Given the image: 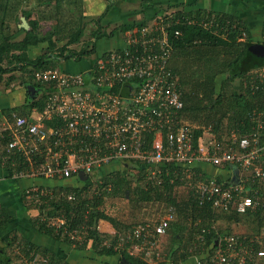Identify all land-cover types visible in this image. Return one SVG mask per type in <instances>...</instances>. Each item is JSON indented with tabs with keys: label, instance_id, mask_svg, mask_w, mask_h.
<instances>
[{
	"label": "built area",
	"instance_id": "1",
	"mask_svg": "<svg viewBox=\"0 0 264 264\" xmlns=\"http://www.w3.org/2000/svg\"><path fill=\"white\" fill-rule=\"evenodd\" d=\"M185 20L193 21L184 14L169 12L130 27L120 32L117 45L95 55L93 63L81 71L53 66L35 69L32 81L43 89L38 95L45 97L43 109L35 107L28 116L14 113L12 121L0 131L7 141L4 161L14 155L11 159L15 164L27 165L13 176L73 181L75 186L86 180L81 178L85 175L93 184L98 183L93 190L101 195L113 187L104 184L109 174L100 173L109 165L118 164L120 170L128 172L133 164L140 168L146 190L151 181L159 187L162 175L170 176L173 182L177 169L173 175L164 169L176 165L190 179L189 185L197 189V197L214 210L246 213L259 204L260 199L250 195L247 185L254 179L264 181V104L251 112L254 125L245 136L234 133L227 143L211 139L208 145L203 144L202 136L195 138V127L183 117L179 76L171 68L174 39L182 35L181 29L172 28ZM263 75L259 72L260 77ZM199 164L231 165L234 176L239 172V177L231 183L215 179L196 182L193 176H201ZM247 171H253V175L244 176ZM53 190L50 186H33L26 192L29 199L39 202L54 196ZM75 197L71 193L68 198ZM175 211L176 207L170 206L159 220L135 226L133 235L123 237L116 248L136 239L127 250L135 255L132 247L147 256L157 239L167 233ZM42 219L57 229L64 228L63 233L74 243L85 240V226L82 230L69 228L64 215ZM210 228L217 229L215 224ZM210 228L201 230V243L205 244ZM259 242L247 235L225 232L219 235L215 247L193 252L188 259L193 264H248L256 258L264 259V249L255 247ZM47 260L35 254L30 264H47Z\"/></svg>",
	"mask_w": 264,
	"mask_h": 264
},
{
	"label": "trees",
	"instance_id": "2",
	"mask_svg": "<svg viewBox=\"0 0 264 264\" xmlns=\"http://www.w3.org/2000/svg\"><path fill=\"white\" fill-rule=\"evenodd\" d=\"M114 1L116 0L109 2L105 12L100 16L89 19L90 22L97 24V27L92 31L89 46L74 49L69 46L80 42L87 33L84 26V18L86 17L83 14L79 16L83 22L80 20L78 22L74 20L67 21L66 25H59L58 29L42 33L40 31L41 18H34L33 10L29 9L24 13L30 25L29 29L22 27L17 28L15 30L17 32H7L10 27L7 24L9 18L11 15L18 13L23 0H0V77L6 75L8 82H10L16 78L15 72L17 71L29 73V78L25 77L24 81H22L23 83H21L26 89V102L19 110V113L15 112L16 114L28 116L33 108L43 109L44 107L45 97L38 96L42 88L40 84L32 81V74L35 69L52 66V59L55 55L60 59L79 60L83 56L91 55L96 51L97 41L107 36L103 19ZM54 2L55 7L58 9H61L64 4V0H40V4ZM179 7L174 8L172 11L178 15L184 14L193 20L192 22L185 20L172 28V30L176 28L182 30V35L174 39L175 48L171 60V68L179 76L183 89V117L199 123V128L194 129L195 138L203 135L204 128H209L216 134L218 142L222 144L225 136L230 135L232 137L234 133L240 136L247 135L254 125L251 121V112L257 107L261 108L264 104V75L260 77V69H257V67L264 65V56H256L250 51V47L254 43L264 45V40L255 41V35L252 33L251 28L240 17L205 10L187 12L185 8ZM148 19L121 24L118 27L119 30L112 29L110 35L112 36L135 25L143 24ZM18 32H25L23 38L17 39ZM262 35L264 36V22ZM54 36H56L55 40H66L57 49V53L54 52L51 44L48 43ZM91 42L93 44H90ZM30 46L43 47L44 49L40 55L31 58L27 53ZM5 62L6 65H4ZM224 74H226L224 79L218 84L217 77ZM251 79L256 82L253 83ZM28 85H32L37 89L36 95L31 98V93L27 90ZM12 115L11 120L6 121H12ZM5 150L6 147L0 152V164L5 166L10 175H14L16 171L21 169H26L27 165L25 163L20 162L18 165L12 161L11 158H14V155L4 161ZM205 166L215 168L218 172H207L204 169ZM132 167L137 179L128 180L129 173L125 174L127 171L125 168L118 171L120 173L115 179L110 178V176L106 178L104 181L105 185L113 184L111 194L103 191L101 195L92 194L91 197H88L89 188L92 185L89 177L75 186L59 187L58 190L62 192L61 194L58 191L52 197H43V200H47L48 203H42L40 213L45 207L50 206L47 217L64 215L71 229L77 227V229L82 230V226H85L84 229L87 232L85 240L81 244L74 243L64 234V228H55L39 215L30 219L32 225L41 234L48 235L57 241V250L33 243L30 237L22 235L23 231L10 228L12 215L6 211L4 206L0 205V264H21V257L24 259L22 264H30L34 260L35 254H39L41 258L47 257V264H83L82 261L86 260L93 261L96 264L95 260L97 259L99 262L102 261L103 264H119L122 257H126V259L136 264H152L144 259L143 256L145 254L143 252L140 253L142 255L140 257L130 254L127 250L131 244L134 245L136 243V239L134 241L126 240L124 242L126 245L120 248H116V245L119 244L123 237L126 239L128 234H132L135 226L140 224L138 223L134 227L129 228L131 223L127 221L128 219L121 217L123 210L133 207L132 203L136 205L142 199H153V197L165 200L169 204L168 207H176L175 218L167 229V233L168 231L171 233L169 234L171 238L168 243L170 246L169 255L167 254L164 261H159L156 264H180L181 261H189L188 258L192 256L193 252H189L188 247L191 245L188 244L192 242L195 245L193 249L196 250V253L215 247L217 238L223 232H219L218 228L215 230L210 227L221 219L228 225L231 223L237 225L242 223V221L263 225L264 186L258 179L251 180L247 186L251 189L250 195L260 199L259 204H255L246 213H240L236 210L223 212L218 209L214 210L208 202H202L197 197L199 194L197 189L193 187L188 197L180 198L178 196L179 185L181 187V184L185 183L187 178L183 176L176 165H167L164 169L165 172L172 171V175L177 169V175H174L176 179L173 182H171L170 176L162 175L161 185L156 187L151 181L147 190L139 187L134 190L131 188V183L134 179L138 180L143 177L140 168H137L134 164ZM197 171L201 173V176H193V180L196 182L202 179H215L231 183L239 177V172H236L234 176L231 165L199 164ZM243 175L252 176L253 171H247ZM43 179L40 178V180ZM56 184L62 185V181H58ZM51 188L54 189V186H51ZM71 193L76 195L75 199L68 198ZM59 195L61 196L60 198ZM113 196H116V198L112 199L109 206L108 203ZM187 212L191 213L189 215L190 218L197 224L194 226V233L191 235L190 242L184 245L178 234H181L185 227L179 223L178 215H187ZM100 221L112 224L117 230L111 234L100 230L98 227ZM227 227L230 228V226ZM203 228L211 229L210 232L205 233V244L201 243L198 238ZM237 234L251 237L250 233L249 235L248 233ZM255 247L257 250L262 248L260 243H256ZM64 248L68 249V253H66L67 251L65 252ZM11 250H14L15 258L17 259L9 255ZM79 250L85 251H83L82 258L80 259L78 256L74 257L75 259L71 258L73 257L72 254ZM77 254L79 252L75 253V255ZM248 264L254 263L249 262Z\"/></svg>",
	"mask_w": 264,
	"mask_h": 264
},
{
	"label": "crops",
	"instance_id": "3",
	"mask_svg": "<svg viewBox=\"0 0 264 264\" xmlns=\"http://www.w3.org/2000/svg\"><path fill=\"white\" fill-rule=\"evenodd\" d=\"M33 1H37L38 3H40V0H33ZM109 2H111V0H109ZM119 2L120 3L122 2L121 3L122 5L120 6L122 12L120 11V14L118 15L120 19L119 23L121 24H129L134 21H141L143 19L145 20L149 18L147 20L148 22L149 20H152L154 16L157 17L160 14H165V13L168 14L169 12H173L172 10L174 8L180 6L179 8L182 9L185 8L187 12L205 10V11H213L219 14L222 13V14L234 15L236 17H240V19H242L251 28L253 34H254L253 29L255 28L261 29L260 34H262L263 31L264 0H119ZM84 4L86 8L85 9L86 15L87 13H89L91 14V16L94 15L95 17H98L99 15H95L93 12L101 11L102 14L103 13L102 11L107 7L106 5L108 4V0H84ZM23 11L25 12L26 10ZM23 16H25V14H23ZM33 17L35 18V16ZM17 22H18L17 27L12 29L8 21L7 24H9L10 26L8 30H11L13 32L14 30H17V28H22L21 27L22 22L21 24L19 23V20ZM40 25H42L41 20H40ZM40 27H41L40 30L42 31L43 28L42 26ZM45 32L47 31L45 30ZM45 32L42 31V33ZM23 34L25 35V32H21V33L18 32L17 39L23 38L21 37L24 36ZM43 49H44L43 47L30 46L29 49L27 50V53L31 58H34L40 55L43 52ZM4 65H6V62L4 63ZM71 67L75 68L74 65ZM75 69L76 70L74 69L71 70L81 71V68L78 69L75 68ZM23 72L21 71L15 72L16 78L10 82H8V78L6 75L0 77V112L1 113L6 112L5 119L0 125V131L4 126V124L7 122L6 120H11V115L13 113L15 112L19 113V110H21L23 104L26 102V89L21 84L23 83L22 81H24L25 76L23 75L24 76L23 77L22 75H20L18 77V74ZM17 83H20L19 86L20 88L18 91L14 89ZM5 140L6 139H4L2 136V132H0V152H2L3 148L6 147ZM204 169L210 173H215L216 171L215 168H211L210 166H205ZM118 171H120L119 165L112 164L106 168H103L100 171V173L110 174ZM34 179L36 178H32V180ZM27 180L30 179L16 178L13 175H10L9 171L5 168V166L0 164V205L4 206L6 211L10 215H12V220L10 221V228L12 230L18 229V231H23L22 235L28 238L30 237V240L33 243L42 246H47L52 250H57L58 242L50 238L48 235L41 234L32 225L30 219L32 217L38 216L39 213H37L36 210H33L35 213H31V209H29V207L26 204V200L29 198L26 191L27 189L33 186L53 187L57 185L56 182L58 181H52L51 184H48V182L46 181L48 179H43L46 182L37 185L33 182L31 184H27L26 183ZM19 181L24 182V184L21 185V188L18 187ZM137 203L138 204L135 205L136 209H133L131 213H128L129 216L125 215V217H123V219H128L127 221L131 223V226L129 228L134 227L138 223H144L146 221L153 222L159 220V218L166 213L167 208L169 206V204H167V202L161 198L160 200L142 199ZM129 208L130 207L124 209L122 213H124V211H126ZM135 211L138 213L136 214ZM190 214H191L190 212H187V215L184 216L190 217L189 216ZM179 223L182 224V221H180ZM109 225L111 226V230L108 229L105 232H108L110 234L115 233V231L117 230L115 226H113L112 224ZM64 249L65 252L68 250V249L66 250V248ZM83 251L84 250L77 251L79 252V254H77L76 257L78 256L81 259ZM66 253H68V251ZM185 264H193V262L190 261L189 259V261L185 262Z\"/></svg>",
	"mask_w": 264,
	"mask_h": 264
},
{
	"label": "rangeland",
	"instance_id": "4",
	"mask_svg": "<svg viewBox=\"0 0 264 264\" xmlns=\"http://www.w3.org/2000/svg\"><path fill=\"white\" fill-rule=\"evenodd\" d=\"M118 1V2H117ZM122 3V2H121ZM119 2V0H116L112 3V5L109 7L108 11H107V14L104 16V29L107 30V36L101 38L100 40L97 41V44H96V51L94 53H92L91 55H88V56H83L81 59L79 60H74V59H69V60H66L65 58L64 59H60L58 58L57 55H55V57H53L52 61L53 63L51 64L53 67H59V68H62L64 70H71V69H74L76 70L75 68H81V70H83L84 68L87 67V65L89 66V64H92L93 61H94V56L99 54V53H102L104 51H107L108 49L112 48L113 46L117 45L118 42H117V39L120 38V32L117 33V34H114V35H110V31L112 29H117L119 30V25H121L120 22V19L118 17V15L120 14V11L122 12V9H121V4ZM78 4V5H77ZM108 4H109V0H108ZM108 4L106 6H108ZM29 9H32L33 10V13L35 17H39L41 18V24L40 26H42L43 28V32L48 31V30H52L53 28L55 29H58L59 25H66V22L67 21H81V18L79 17L81 14L84 15V20H85V24L84 26L86 27V35L84 36V38L78 42L77 44H73V45H70L69 47H72L74 49H81V48H86L89 46V40L91 39L92 37V31L95 29V27H97V24L96 23H92L89 21V19L91 18H95V16H91V14L87 13L86 15V11H85V4H84V0H64V4L62 5L61 9H58L57 7H55V2L54 3H45V4H40L38 3L37 1H33V0H23L22 4L20 5V8L18 10V13L16 15H12L10 16L9 18V24L11 25L12 29L16 28L17 27V24H18V20H19V23L21 24V16H23V14L25 13L23 10H29ZM59 10V11H58ZM106 8L102 11V12H105ZM95 15H101V11L100 12H93ZM80 18V19H79ZM11 19V20H10ZM90 22V23H89ZM88 23V24H87ZM119 23V24H118ZM68 25V24H67ZM68 28V26H66ZM41 28V27H40ZM260 28L257 29H253L254 31V34H255V41H262L264 40V36L262 34H260ZM12 32L11 30H7V32ZM15 31V30H14ZM41 31V30H40ZM41 31V32H42ZM116 33V32H115ZM24 35V34H23ZM23 37V36H21ZM56 36L53 37V39L51 41H49L48 43L51 44V47L54 49V52L57 53L56 51H58L57 49L59 47H61L65 42L66 40L64 41H58V40H55ZM90 44H93L92 42ZM75 66L74 67H71V66ZM257 69L259 70L260 69V72H263L264 73V65H261L259 68L257 67ZM256 69V70H257ZM72 70V71H74ZM24 73V72H23ZM20 73L18 74V77L20 75H24L26 78H29L28 74L29 73ZM226 74L220 76V77H217V81H218V84H220L221 80L224 79ZM228 75V74H227ZM21 76V77H22ZM23 76V77H24ZM237 84H238V81H237ZM20 86V83H17L14 87V89H16V91L19 90V87ZM5 116H6V113H1L0 112V125L2 124V122L4 121L5 119ZM187 122H189L193 127H195L196 129L199 128V123L197 121H191L189 120L188 118L186 119ZM203 135H202V138L203 139V144L204 145H208L210 143V140L211 139H214L216 142H218V139L216 137V134H214L209 128H204L203 129ZM237 134V133H236ZM231 136H225V139H224V143H227L229 140H230ZM223 143V144H224ZM121 170H124V169H121ZM128 170L126 171L125 174H127ZM120 173V172H119ZM118 172H113V173H110L109 176L113 175V177L110 176V178L112 179H115L118 175H119ZM129 173V176L127 177L128 180H131L132 178H136L135 176V171L134 170H131L128 172ZM98 174V173H97ZM121 175V174H120ZM124 175V174H123ZM122 175V176H123ZM99 177V174L96 176V178ZM131 183V188L134 190L135 188H144V183L146 184V182L144 181V179H138V180H135ZM48 182V184H51L52 180L49 181V180H46ZM45 180H40V179H30V180H27V184H31L32 182L35 183V184H42V183H45L46 182ZM136 181V182H135ZM189 182H190V179H186V182L181 184V187L179 185V188H178V196L180 198L184 197V196H187L189 195L190 191L193 189L190 185H189ZM263 186H264V181H260ZM25 183V184H26ZM24 182L22 181H19L18 182V187L21 188V185H23ZM63 186H70L72 185V181H64L62 182ZM46 187V186H45ZM59 187H62L60 185L58 186H54V192H58V189ZM98 187V183L96 182V184H93L91 185V187L89 188V194H88V197H91L92 194H95L94 192V188H97ZM113 188V187H112ZM113 190V189H112ZM112 191H109V193L111 194ZM61 196L59 195V198ZM116 196H113V198L110 199L109 201V206L111 205V201L112 199H115ZM154 199H157V200H160L158 198H155L153 197V200ZM109 200V199H108ZM43 202H46L48 203V201L46 200H42V201H39L37 202L36 199H27L26 200V204L27 206L31 209V213H35L33 210H36L37 213H40L41 212V209H40V206L42 205ZM133 207H130L129 209H127L126 211H124V213H121V217H125V215H128V213H131L133 209H136L135 208V204L132 203ZM50 206L48 207H45L43 210H42V213L39 214L40 217H47V213L48 211L50 210ZM136 212V211H135ZM217 212H220V211H217ZM138 212H136L137 214ZM221 213V212H220ZM223 213V212H222ZM177 218V216H176ZM178 219H179V222L182 221V224L184 225L183 227V230L181 231V234L179 235L178 234V237H181L182 239V243L184 245L187 244V242H190V239H191V235L194 233V226H196L197 222L195 223L192 218L190 217H187V216H184V215H178ZM110 223H107L106 221H100L98 223L99 225V229L102 230V231H106L108 229L111 230V226L109 225ZM107 225V226H106ZM233 225V226H231ZM216 228H218L219 232H228V233H250L251 237L253 238H256L258 239L260 242V246L262 248L260 249H264V221H263V225L261 226L259 223H254V222H245V221H242V223L240 224H234V223H231L230 225H228L227 223L225 224V222L221 219L220 221H218L216 224H215ZM227 226H230V228H228ZM171 233H168L166 235H163L161 238L157 239V243L154 244V247L153 249L151 250V252L147 255V256H143L145 258V260H147L149 263H152V264H156L158 263L159 261H164V259L167 257V254L169 255V240H170V236L169 235ZM196 234V233H195ZM127 237V236H126ZM108 243H110L109 241H107ZM90 245V244H89ZM188 245H191L188 247L189 249V252H195L196 250H194L193 248L195 247V245L193 244V242L191 244H188ZM191 248V249H190ZM134 251V254L137 255V256H142L140 255L141 250H137L135 248H132ZM18 253V252H17ZM155 253V254H154ZM157 253H160L159 256H157ZM9 255L13 258H15V254H14V250H11L9 252ZM73 257L71 258H74L76 257L75 255V252L72 254ZM158 257V258H157ZM190 258V257H189ZM17 259V258H15ZM75 259V258H74ZM20 263L22 264L24 261V259L21 257L20 258ZM96 261V264H103L102 261L99 262V260H95ZM191 261V260H190ZM83 264H88L87 262L91 263V264H94L93 261H82ZM254 264H264V259H259V258H256L255 261H253Z\"/></svg>",
	"mask_w": 264,
	"mask_h": 264
},
{
	"label": "water",
	"instance_id": "5",
	"mask_svg": "<svg viewBox=\"0 0 264 264\" xmlns=\"http://www.w3.org/2000/svg\"><path fill=\"white\" fill-rule=\"evenodd\" d=\"M21 27L27 29L29 28V22L27 20V18L25 16L21 17ZM250 51L255 54L258 57H262L264 56V45L261 43H254L251 47H250ZM27 90L31 93L30 98L36 95V91L37 89L32 86V85H28ZM81 178L83 180L87 179V177L85 175H81ZM119 264H136L128 259H126V257H122L121 261L119 262Z\"/></svg>",
	"mask_w": 264,
	"mask_h": 264
}]
</instances>
